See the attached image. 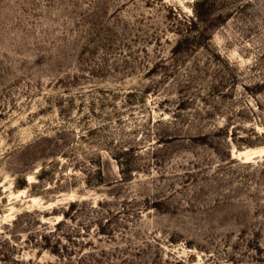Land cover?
<instances>
[{
  "label": "rangeland",
  "instance_id": "374dc122",
  "mask_svg": "<svg viewBox=\"0 0 264 264\" xmlns=\"http://www.w3.org/2000/svg\"><path fill=\"white\" fill-rule=\"evenodd\" d=\"M0 264H264V0H0Z\"/></svg>",
  "mask_w": 264,
  "mask_h": 264
},
{
  "label": "bare ground",
  "instance_id": "6f19581e",
  "mask_svg": "<svg viewBox=\"0 0 264 264\" xmlns=\"http://www.w3.org/2000/svg\"><path fill=\"white\" fill-rule=\"evenodd\" d=\"M249 155V154H248Z\"/></svg>",
  "mask_w": 264,
  "mask_h": 264
}]
</instances>
